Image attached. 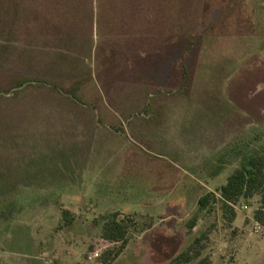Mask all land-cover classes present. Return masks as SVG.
<instances>
[{
  "label": "rangeland",
  "instance_id": "rangeland-1",
  "mask_svg": "<svg viewBox=\"0 0 264 264\" xmlns=\"http://www.w3.org/2000/svg\"><path fill=\"white\" fill-rule=\"evenodd\" d=\"M256 152L264 0H0L2 264H101L115 213L113 264H264L259 195L199 210Z\"/></svg>",
  "mask_w": 264,
  "mask_h": 264
},
{
  "label": "trees",
  "instance_id": "trees-1",
  "mask_svg": "<svg viewBox=\"0 0 264 264\" xmlns=\"http://www.w3.org/2000/svg\"><path fill=\"white\" fill-rule=\"evenodd\" d=\"M260 196V208L255 213L258 222L264 225V154L256 152L249 156L228 178L227 183L222 186L220 196L213 192L203 195L199 199V210H210L212 203L222 202L224 209L230 208L231 204L237 203L242 198L250 199ZM73 220H67L70 225ZM197 225V218H194L189 227L194 229ZM130 226L127 219H121L119 213H115L106 219L103 227L102 238L112 246L101 255V264H113L130 242ZM202 242V237L196 238L194 243L182 251L168 264H185L201 256L196 250V245ZM194 250L197 252L193 254ZM208 258H203L198 264H209ZM0 264H2L0 260Z\"/></svg>",
  "mask_w": 264,
  "mask_h": 264
}]
</instances>
